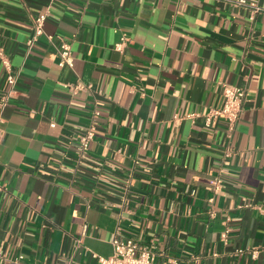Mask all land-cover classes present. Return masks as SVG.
I'll use <instances>...</instances> for the list:
<instances>
[{"label":"crops","instance_id":"crops-1","mask_svg":"<svg viewBox=\"0 0 264 264\" xmlns=\"http://www.w3.org/2000/svg\"><path fill=\"white\" fill-rule=\"evenodd\" d=\"M246 2L0 0V45L20 73L0 119V264H98L116 233L159 264H264V0ZM225 84L248 90L231 141L205 116Z\"/></svg>","mask_w":264,"mask_h":264},{"label":"built area","instance_id":"built-area-1","mask_svg":"<svg viewBox=\"0 0 264 264\" xmlns=\"http://www.w3.org/2000/svg\"><path fill=\"white\" fill-rule=\"evenodd\" d=\"M242 3H247L246 0H240ZM250 6L253 7V11L257 12L261 9L257 2H249ZM47 18V13H42L33 18L34 21V34L28 40V46L31 48L37 41L38 36L44 34V24ZM129 40V37L124 35L122 41L117 45L121 48L125 42ZM58 51L61 56L60 65L73 66L75 56L71 45L67 42L61 44L58 47ZM0 58L3 67L7 73V80L9 88L0 96V119L3 114L5 107L16 92V85L20 77V73L15 71L12 67L10 57L6 54L4 48L0 45ZM69 89L77 93L81 90L89 89L90 86L83 83L67 84ZM248 90L246 86H238L235 84H225L223 88L224 102L220 108L213 107L206 113V124L213 125L217 119L221 118L227 122L228 126V137L230 141L233 139L237 124L242 118L245 110V102L247 99ZM193 115V114H192ZM100 116V110L94 108L91 114V122L89 126L81 133L78 134L76 139L78 140V149L80 157L84 156L91 145L95 137L97 129L98 118ZM55 125V122H52ZM2 137V129L0 127V140ZM227 155L233 152L232 148H228ZM215 190L217 191L221 184L222 178L216 177L214 179ZM3 186L0 185V190ZM114 251L110 256H98V264H159L156 259L154 252L151 247L141 244L138 240L131 236H122L116 233L112 239ZM256 254L258 251H253ZM23 254H20L13 261L14 264H22L21 259Z\"/></svg>","mask_w":264,"mask_h":264}]
</instances>
